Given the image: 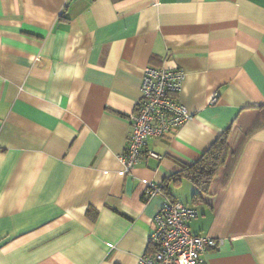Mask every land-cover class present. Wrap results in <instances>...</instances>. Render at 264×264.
Here are the masks:
<instances>
[{
  "label": "crops",
  "instance_id": "1",
  "mask_svg": "<svg viewBox=\"0 0 264 264\" xmlns=\"http://www.w3.org/2000/svg\"><path fill=\"white\" fill-rule=\"evenodd\" d=\"M146 66L185 71L192 118L125 171ZM230 125L195 202L183 173ZM166 198L222 240L201 264H264V0H0V264H138Z\"/></svg>",
  "mask_w": 264,
  "mask_h": 264
},
{
  "label": "built area",
  "instance_id": "2",
  "mask_svg": "<svg viewBox=\"0 0 264 264\" xmlns=\"http://www.w3.org/2000/svg\"><path fill=\"white\" fill-rule=\"evenodd\" d=\"M184 77L185 71L180 67H144L140 97L129 114L132 131L119 156L125 171L139 161L150 138L161 137L192 118L178 98ZM216 100L214 94L210 103ZM147 155L160 158L151 150H147ZM144 192L148 198L160 194L162 183L151 181ZM197 215L196 208L166 198L154 215L153 252L140 255L138 264H201L203 254L221 245L222 240L192 234L188 222Z\"/></svg>",
  "mask_w": 264,
  "mask_h": 264
},
{
  "label": "trees",
  "instance_id": "3",
  "mask_svg": "<svg viewBox=\"0 0 264 264\" xmlns=\"http://www.w3.org/2000/svg\"><path fill=\"white\" fill-rule=\"evenodd\" d=\"M231 138L232 126L230 125L197 162L186 167L183 175L195 186L193 193L195 202H200L204 197L213 195V185L217 177L226 170V175L229 173L239 152V144L236 148L233 147ZM163 188L162 184V191Z\"/></svg>",
  "mask_w": 264,
  "mask_h": 264
}]
</instances>
